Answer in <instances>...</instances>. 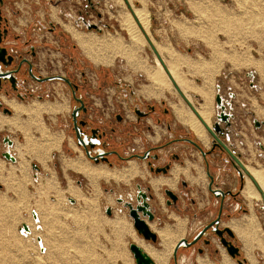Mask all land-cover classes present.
<instances>
[{"label": "crops", "instance_id": "crops-1", "mask_svg": "<svg viewBox=\"0 0 264 264\" xmlns=\"http://www.w3.org/2000/svg\"><path fill=\"white\" fill-rule=\"evenodd\" d=\"M134 2L135 1H133V3ZM136 2L141 5V2L137 0ZM157 2L158 0H156L155 3ZM147 3L148 0H146V5ZM16 7L21 10V7H19L17 3ZM29 9L30 7L26 11L21 10V15L17 16V20H19V24H17L16 27L17 30L21 32L24 31L25 33L26 29L24 39H27V35L30 37L37 36L38 41L43 42L45 46H58L60 37L44 31L47 23L41 19L40 11H35L34 14H32L33 11L31 12ZM35 15L38 16L36 17ZM56 23L62 27L65 33L67 32L71 35V39H74L76 45L81 47L86 59H89L90 62L97 65H103L105 67L110 65L109 62H112L114 59L115 52L113 53L109 50L111 53H98V50H96L92 43L93 39L91 40V33L75 31L68 23H64L65 28L62 26L63 24L59 22ZM37 24L40 25L42 30H38ZM68 27L82 34L81 36L89 41L92 48H84L81 46L77 37L74 36V32L68 29ZM113 39L119 40L117 38ZM41 48L42 50L46 49V47ZM52 57L55 62H58L57 66H59L60 61L64 60L65 54L54 52ZM186 86L188 87L187 92L189 94L190 92H195L196 97L201 99L199 103L200 106L204 102L207 104V109L210 112L209 119H211L214 106L216 108V93L214 98H212L213 96L207 94L205 89L195 87L188 83ZM47 87L54 88L59 94V98L48 102L34 100L33 102H22L3 94L0 95V102H3L12 110L11 115H5L0 111V139L4 135H9L11 137L14 141V146L10 149V152L16 158L15 162H11L1 156L6 150V147L0 140L1 250L6 246L4 244V239L8 237L9 233L14 237L16 236L15 230H17L18 236L19 233L21 235L19 231L20 227L24 224L29 226L30 221L35 223L34 225L37 223L36 229L42 232L38 235L36 241L44 257H46L53 248H58V242H63L64 245H66L67 251L69 249L72 253L77 247H80L81 250L86 247L93 248L92 244L94 243L96 244L94 247H98L101 245L100 240L103 237L104 229H109L110 223L114 222L118 216L123 217V219L128 216L127 211L118 203L119 197L127 199L126 197L129 193H135L134 181H140L141 183L150 184L153 195L158 199L157 210L159 214L157 220L154 222H148L147 220L149 227L157 235L158 248L150 245L155 249H160L164 254L163 260H165V264H170L174 248L179 241L182 239L191 240L202 226L211 222L218 215L219 207L216 198L209 191L210 180L208 179L206 171L209 170L213 180H215L214 188L219 187L223 190H231L233 192L238 188L241 179L238 177L237 169L229 162L226 153L217 152L208 157L207 161L209 168H207L203 157L197 150L193 148L186 149V147L182 145L176 146L180 148L181 152L183 150L182 154L185 155L183 165L173 163L169 177H164L162 175L154 177L148 173L145 167L135 161H129L126 166L111 168L102 163H92L87 159L82 149L78 148L76 139L73 135L70 136L68 133L69 126L67 120L72 110V103L71 94L67 86L61 83H47L46 88ZM185 97H187L188 101L191 103L187 94ZM152 98L155 99L156 97ZM181 99V101L174 100L169 103L172 109V117H174L177 123L186 127V133L195 134L190 125L180 120V117H178L175 111L176 107L178 109L183 107L184 109L192 111L182 97ZM94 101L95 104H98L100 99L94 96ZM198 108L199 106L195 109ZM184 109L183 112L186 114ZM130 113L126 111V119L128 121H133L134 119L131 117ZM183 123L186 125H183ZM152 126L153 130L151 132H143L151 145L160 142L166 137L173 136V134H169L163 126L156 124ZM235 129L236 128H234V132L232 133V139L234 141L233 147L241 155L243 163L246 164V174L250 172L248 170L249 167L263 171L264 164L259 162V159L261 157L263 158V156L259 154L256 147L260 146V148H262L261 144H247V140L245 136H243V133L237 132ZM205 133L208 138L206 143L196 134L195 135L204 145V148L209 149L210 135L207 133L206 129ZM58 140L60 141L58 142ZM135 142H140V139H136ZM254 146L256 148H254ZM64 148L71 150L74 155L67 154ZM52 157L58 159L59 164L56 163L52 165ZM80 162L90 169L102 168L103 172L108 171V177L102 174L103 176L91 178L86 175L85 172L81 170L78 171L71 166V163ZM130 163H133L137 168L136 173L126 171ZM57 164L62 172V185L59 183L58 177L56 176L57 171L54 169ZM176 171L178 172L177 176L173 174ZM71 172L83 177V184L77 181L79 188L70 184V178L75 176ZM32 178L35 187L30 185ZM250 178L249 175L244 176V185L240 193L242 195V203L246 206L248 212L239 216L223 219L220 224V226L226 227L232 232L235 237L236 245L240 248L242 258L246 261L240 263L237 259L235 260L229 256L227 250L219 241L212 238V246L217 252L216 256H210L208 254V248L204 247L203 243L199 246L191 247L190 249L181 247L177 252L179 264H187V262H191V260L194 264H264V189L258 185L255 179ZM248 179L252 181L255 192L259 194L258 198L257 196L252 199L246 198L244 191ZM181 181L187 184L189 188L187 192L188 196L190 197V201L194 203L190 208L191 213L188 212L187 208L190 202L184 197L181 198L179 210L166 206V197L163 194V190L168 188L172 191L179 192L181 190L179 187ZM104 184H113V187L107 188ZM107 208L112 209V216L105 214ZM238 208L239 203L237 201H233L229 197L225 200V213L233 214ZM24 211L27 212L28 216L26 222L23 216ZM181 211L185 212L182 213ZM33 214L37 219H35ZM246 223L249 224L246 225ZM57 227H60L62 233H57V231L54 230V228L57 229ZM44 232L46 233L44 234ZM52 232L54 233L53 235H51ZM165 234H167V236H165ZM38 239H40V241H38ZM250 239L252 241H250ZM164 240L167 242V245ZM198 248H204V254L199 255L197 251ZM24 256L25 254H23V258ZM149 256L153 258L151 255ZM10 258L9 252H7V254L4 252L0 254V262L3 264H9L8 261ZM153 260L157 264L156 259L153 258Z\"/></svg>", "mask_w": 264, "mask_h": 264}, {"label": "rangeland", "instance_id": "rangeland-1", "mask_svg": "<svg viewBox=\"0 0 264 264\" xmlns=\"http://www.w3.org/2000/svg\"><path fill=\"white\" fill-rule=\"evenodd\" d=\"M6 1L17 3L22 11H26L30 7L29 11H33L32 14L35 11H40L41 19L47 24L52 21L58 25L56 22H59L64 27V23H68L75 31L91 33L92 43L98 53L115 52V57L112 62H109L108 67L90 62L85 58L84 52L78 45L74 54L76 62H78V70L76 73L73 72L75 80L82 81V71L87 73L89 82L85 81L84 87L91 88V85L96 92L101 93L95 95L100 99V102L94 108L110 112L111 117L115 113H123L125 107L135 120L134 108L144 107L149 103L156 106L165 105V108L172 110L169 103L174 100H182L174 86L162 97L155 99L145 97L143 91L150 84L146 70L154 68L158 60L149 42L156 47L166 63V68L171 62L185 77L188 84L205 89L207 94L210 93L213 96L212 98L217 93V84L223 89V94L228 93L231 87L234 92V96L230 99L236 116L235 130L243 133L247 144H261L262 148L256 147L259 154L263 156L259 162L264 164V73L244 66L241 57L246 51H249L250 57L261 60L264 70V0H158L157 3H155L156 0H148L147 5L146 0H137L142 2L141 5L136 0H133L134 3L128 0L132 13L124 0ZM137 8H145L150 14L148 31L143 28L134 13ZM18 10L20 11V8ZM124 13H130L136 24L140 25L138 27H141L140 30L142 29L145 42L136 43L133 41L129 30L122 22ZM81 18L96 24L97 29L88 31ZM60 28L62 29V27ZM65 35L71 44L76 45L69 33L66 32ZM65 35L63 34V37ZM190 94L191 104L194 108L198 107L201 99L196 97L195 92H190ZM193 113L195 114L196 111ZM216 113L217 109L214 106L211 117L212 125ZM254 120H257L261 126L256 127ZM169 123L177 134H186V127L177 123L174 117L170 116ZM71 131L72 129L69 127L70 136L72 135ZM140 131L134 132L138 134ZM125 138L132 146L133 140L139 137ZM177 147L173 144L167 150H162L163 156L171 151L180 153L181 150ZM256 147L254 146V148ZM66 153L74 155L69 149ZM56 163L59 164V160L52 157L51 164ZM58 164L54 169H56V176L62 185L63 177ZM114 164L118 167L127 165V163ZM71 173L75 176L70 178V184L78 187L77 181L80 184L84 183L82 176ZM134 182L136 183V181ZM30 183L35 187L33 178ZM104 185L107 188L113 187V184ZM23 216L26 222L28 218L26 211L23 212ZM124 220L126 221L124 222ZM29 224L34 225L32 221ZM37 230L32 227V233L24 235L25 237L22 233L21 235L19 233L18 236L17 230H15L16 236L14 237L9 233L8 237L4 239L5 248L1 250L0 247V254L2 252L10 253L9 264H136L129 249L130 243L133 242L129 231L133 230L137 237L138 233L129 216L124 219L118 216L114 222L110 223L109 229H104L100 246L94 247L96 245L94 243L92 244L93 248L86 247L81 250L80 247H77L73 253L69 249L67 251L63 242H58V248H53L44 257L36 241L42 232ZM54 230L57 233H62L60 227L54 228ZM53 234L52 232L51 235ZM149 244L157 247V244ZM23 254H25L24 258ZM172 258L171 256L170 264H176ZM0 264L3 263L0 262ZM177 264H179L178 260ZM187 264L194 263L191 260Z\"/></svg>", "mask_w": 264, "mask_h": 264}, {"label": "flooded vegetation", "instance_id": "flooded-vegetation-1", "mask_svg": "<svg viewBox=\"0 0 264 264\" xmlns=\"http://www.w3.org/2000/svg\"><path fill=\"white\" fill-rule=\"evenodd\" d=\"M18 9L19 8L16 7L15 2L9 3L6 0H0V48L7 50L6 58L9 56L12 58L11 65L8 67H6L4 64H2V62H0V74L14 72L18 69V72L16 74L13 73V76L17 79L15 88L12 87V84L8 79L11 75H7L5 79L3 77L1 78L2 81L0 85V95L3 94L7 97L18 99L22 102H33V100L39 102H48L58 99L59 94L52 87L46 88L47 83L65 84L69 90V93L71 94V103H72L71 106L72 110L67 121V123L70 124V125L68 124V126L71 127L72 129L71 134L76 139L78 148H81L82 151L85 153L87 159L94 164L102 163L111 168V167H118V165L116 166L114 163L126 164L129 161H135L138 162L143 167H145L146 170L154 177H157L159 175H162L164 177H169L173 167L172 166L173 161H175L174 163L177 162L178 164L183 165V160L185 158V155L182 154L181 152L177 153L173 151L163 156L162 150H167L173 144L182 145L183 147H186V149L193 148L194 150H197L199 154L203 157L207 168H209L207 161L208 157L216 154L217 152L226 153L228 155L229 162L232 165H234L235 169H237L238 177L239 179H241L238 188L234 192L231 190H223L222 188L219 187L214 188L215 180H213L210 171L209 170L206 171L208 179L210 180L209 191L216 198L217 205L219 207L218 215L222 211L219 227L221 229H228L226 227L220 226L221 221L223 219L239 216L241 214H245L248 212L246 206L242 203V195L240 193L244 185V176L245 175L248 176L249 173L246 174L244 171H242L240 166L231 157L229 152L223 148V146H226L229 150L233 151L236 156H238L241 162H243L241 160V155L233 147L234 141L232 139V133L234 132V128L236 126V116L235 113L233 112L234 108H233L232 100L230 99L234 96V92L232 91L231 87L229 88L228 93L223 94V89L221 88V86L219 84H217L216 86L217 88L216 96L217 94L220 95L221 103L222 106L224 107V111L222 110L221 107H218L215 99L217 113L212 128L211 127L210 128L213 131V126L218 121L217 115L220 114L221 112H224L225 114L229 115L230 120H229V125H227L225 122L219 121L220 129L221 132H223V135L217 134L218 136L217 139L205 127L207 133L210 135L209 149H205L204 145L193 133L190 134L186 133L185 135L177 134L176 130H174L172 128V125L169 123L170 116H172V111L165 108L164 107L165 105L156 106L147 103L145 104L144 107L140 106V108L139 107L134 108L133 112L136 118L135 120H133L134 122L128 121L126 119L125 107L123 108V113L122 112L115 113L113 117H111L112 114L110 112L108 111L105 112V110L101 111L98 108H94V106H96L94 101V96L101 93L96 92L94 90L95 88L92 87L91 85H90L91 88L84 87L85 81L89 82L87 73L85 71H82L81 73V77H83L82 81L79 79L75 80V77L73 76V72L75 71L76 73V71L78 70V62H76V58L74 55L77 50V45L71 44L70 40L66 38L65 32L60 27H58V25H55L52 21L48 22L44 31L50 32L53 35L60 37V42L58 43V46H54V45L45 46L43 42L38 41L37 36L30 37L29 35H27V39H24L25 37L24 34L26 33V29L24 33V31L23 32L18 31L16 28L17 24H19V20H17V16L21 15V10L19 11ZM81 19L83 21L85 28L88 31L94 29V28L88 29L86 26V23L89 25L94 23H90L84 18ZM38 25L39 24H37V27L39 28L38 30H42L40 25L39 26ZM63 34L65 35V37H63ZM61 43H64L66 45ZM41 47H46V49L42 50ZM54 52L65 54L64 60L60 61L59 66H57L58 62L57 61L55 62L52 59L53 58L52 54ZM57 77L66 78L69 80L70 83L64 81L63 79L62 80L58 79ZM49 78H53V79H49ZM80 101L82 102L84 108L79 111L76 118V123L78 127H80V129L82 130L81 138L84 140L85 145H83V143L79 141L78 138H76L75 123H73V117H72L74 110L79 109V107L81 106ZM0 111L3 112L5 115L12 114V110H10L3 102H0ZM155 124L159 126H163V128H165L169 134H173V136L168 137L167 139L164 138L160 142L151 145L148 142L147 137L144 136L143 132L145 131L151 132L153 130L152 125ZM94 130H95V134H93ZM134 131H140V132H138L137 134ZM133 136L134 137L138 136L140 142L137 143L135 142L134 139L133 140L134 143L131 146V144L126 141L125 137L131 138ZM6 137H8V139L13 142L12 146H10L8 143L5 142L4 138ZM0 140L2 144H4V146L6 147L5 151L10 152V149L14 146V141L11 139V137L9 135H4ZM89 141L93 142L94 144L93 148L89 146L88 144ZM65 149L67 152L68 149L64 148V150ZM202 151L205 152V155H203ZM4 152L1 154L3 158H5L3 156ZM10 154L13 155L11 152ZM95 157L98 158V161H94ZM162 168H166V172L159 171L156 173L157 169H162ZM135 184H136L135 193H129L126 197L127 199H124L122 197H119V199H122L124 202L129 201L130 196L133 197L135 196V194L137 193V186L140 185L145 192H147L153 197L150 204H151V209L155 214V219L153 221H149L148 218H145V220L146 222L147 220L148 222L156 221L158 218V210H157L158 199L153 195V191L150 184L141 183L140 181H136ZM179 187L181 189L179 192H175L174 190L172 191L168 188H165L163 190V194L166 197V206L168 208L179 210L181 198L184 197L187 201L189 200L190 202L187 208L188 211L191 212L190 208L192 204L194 205V203L190 201V197L188 196L187 192L189 188L184 181L180 182ZM147 189H149V191H147ZM166 190L178 197L176 202H173L172 200H170L169 197L166 196L165 194ZM218 190H221L225 196L223 197L220 194L216 195L215 193ZM227 192H230V195H228ZM228 197L231 198L233 201H237L239 203V208L237 209L236 212L241 211L242 207H245L246 212H242L239 215H236L235 214L236 212H234L233 214L225 213L224 203ZM119 199H118V203H119ZM168 201L171 202L170 205L167 204ZM123 209L125 208L123 207ZM111 213H112V209H111ZM215 219H213L212 221H214ZM209 223H207L206 225H208ZM204 227L205 225L202 226L200 230L196 232V234L191 240H193L204 229ZM224 236L234 246H237L233 234L230 237L228 234L224 233ZM212 238L218 241L217 236L211 233V231L209 230L206 232L203 238L198 240L196 244L190 246L189 248L188 247L186 248L190 249L191 247H196L199 246L201 243H203L204 247L208 248L209 255L211 252H213L214 255H217L216 250L212 246V242H213ZM205 240L210 241V243H206ZM147 242L152 243L150 241ZM153 244L156 245L158 243L156 241V243ZM237 247L239 251L234 259L235 260L237 259L240 263L245 262L246 260L242 258L239 246ZM197 251L199 255L204 254V248H198Z\"/></svg>", "mask_w": 264, "mask_h": 264}, {"label": "water", "instance_id": "water-1", "mask_svg": "<svg viewBox=\"0 0 264 264\" xmlns=\"http://www.w3.org/2000/svg\"><path fill=\"white\" fill-rule=\"evenodd\" d=\"M125 4L127 6V8L131 11V6L128 2V0H124ZM132 13V11H131ZM86 26L88 29L94 28L96 29L97 26L95 24H87ZM149 44L152 46V51L154 52V54L156 55L157 59L160 60L164 70L166 71L167 75L170 76L173 86L174 88L180 93L181 97L183 98L184 102H186V104H188L190 106V108L195 111L194 106L188 101L187 97H184L181 89L178 88V86L176 85L175 81L173 80V78L171 77L170 74H168L166 65L164 60L161 58V56L159 55L156 47L154 45L151 44V42H149ZM0 62H2V64H4L6 67L11 65L12 62V58L9 56L6 58V54H7V50L0 48ZM18 69L14 72H8V73H1L0 74V85H1V81H2V77L5 79L7 75H11L8 79L10 80L12 87L15 88L16 87V82L17 79L13 76V73H17ZM58 79H63L64 81L69 82L68 79L66 78H60L57 77ZM49 79H53V78H49ZM81 102V101H80ZM216 104L218 105V107H221L222 110L224 111V107L222 106L221 103V97L219 94H217L216 96ZM83 104L81 102V106L79 107V109L74 110L72 117H73V123H75V131H76V138H78L79 141H81L84 144V140L81 138V134H82V130L80 129V127H78L77 123H76V118L77 115L79 113V111L81 109H83ZM7 111V110H5ZM230 116L225 114L224 112H221L220 114L217 115V119L218 121L215 123V125L213 126V131L211 129H209L208 127H206V129L217 139L218 136L217 134H222L223 132H221L220 129V122H225L227 125H229V118ZM81 123V122H80ZM255 125L257 127L261 126V124L255 120ZM93 134H95V130L93 132ZM5 142L8 143L10 146H12L13 142L11 140L8 139V137L4 138ZM89 146L91 148L94 147V144L92 141L88 142ZM224 149H226L229 154L231 155V157L235 160V162L240 166V168L242 169V171H244L246 173L245 170V164H243V162H241L238 158V156L235 155V153L231 150H229L226 146H223ZM203 155H205V152L202 151ZM3 156L11 162H15V158L13 157V155L10 154L9 151H5ZM94 161H98V158H94ZM159 171H163L166 172V168H162V169H157L156 173ZM242 175V174H241ZM212 186V185H211ZM147 191H149V189H147ZM165 194L167 197L170 198V200H172L173 202H176L177 200V196H175L173 193L169 192V191H165ZM216 195H222L223 197L225 196L224 193L221 190L216 191L215 193ZM228 195H230V192H227ZM153 197L148 194L147 192H145L140 185L137 186V193L135 194V196H130V200L127 202H124L122 199H119V203L123 205V207L127 210L128 216L129 218L132 220L133 222V227L136 229L138 236L143 238V240L146 241H150L152 243H156L157 241V235L151 230V228H149L145 218H148L149 221H153L155 219V214L151 209V204L150 202L152 201ZM170 201H168V205H170ZM105 213L109 216H112L111 213V208H107ZM221 214L222 211L219 213L218 217L212 221L211 223H209L208 225H205L204 229L191 241H187V239H182L179 241V243L176 245V247L174 248L173 251V257L175 260V263L177 264V252L179 250V248L181 247H190L194 244H196L198 242V240H200L201 238L204 237V235L206 234L207 231H211V233L215 234L218 238V241H220V243L225 247V249L227 250L229 256H231L232 258H235L236 255L238 254V247L234 246L230 241H228L226 239V237L224 236V233L228 234L230 237L232 236V233L230 230L228 229H221L219 227V222H220V218H221ZM34 216V214H33ZM35 219H37L36 216H34ZM19 231H29V228L27 226V224H24L21 229ZM38 241H40V239H38ZM206 243H210V241L205 240ZM129 249L130 252L132 253L133 259H135L136 264H156L155 261L153 260V258H151L149 256V254L143 250L138 244L132 242L129 245Z\"/></svg>", "mask_w": 264, "mask_h": 264}, {"label": "bare ground", "instance_id": "bare-ground-1", "mask_svg": "<svg viewBox=\"0 0 264 264\" xmlns=\"http://www.w3.org/2000/svg\"><path fill=\"white\" fill-rule=\"evenodd\" d=\"M130 1H133V0H130ZM134 13L138 17V19H139L141 25L143 26V28L148 31L149 30V26H150V16H149L150 14H148V11L145 8H142V9L141 8H137L136 12H134ZM122 22H123L124 26L129 30V32L131 34V38L133 39V41H135L136 43L139 42V41L145 42L144 35H143L142 31H141L142 29L140 30L141 27L140 28L138 27L140 25L136 24L133 16L130 15V13H124L123 14ZM68 29H70L72 32H74L73 34H74L75 37H77L78 42H79V44L81 46H83L84 48H86V47L92 48L91 44L89 43V41L87 39H84L83 36H81L82 34H79V32L73 31L72 28L68 27ZM96 41H97V39H96ZM249 54H250L249 51H246L243 55H241V57L243 59V65L246 66V67H252V68L256 69L258 72H260V73H264L263 65L261 63V60L259 59L260 60L259 61L257 59H254V58L250 57ZM237 67H238V65H237ZM167 70H168V74L171 75V77L175 81V83L178 86V88L181 89L184 97L187 94L189 99H191L190 98V94L187 92L188 91V87L186 86L187 85V83H186L187 81H186L185 77H183L182 74L179 73V71L176 68V66H174L171 62H169L168 66H167ZM146 74L149 77L150 86L146 87L143 92L145 93L147 98H152V97L159 98V97H162V96H164V93L166 91H168V90L170 91V88L173 87V84H172V81H171L170 77L167 75V73L165 72L162 64L158 60L156 62V65L154 66V68L146 70ZM205 75H206V73H205ZM212 75H213V73H212ZM261 76H262V74H261ZM183 109H184L183 107L179 108V109L177 107L175 108V111L178 114V117H180V120H182L183 122H185L188 125H190V127L193 129L195 134L201 140H203L206 143L208 138H207V134L205 133L204 125L206 127H208L209 129H211L210 128L211 127V119H209L210 118V112L207 109V104L204 102L203 104H201V106L199 105L198 109H195V111H196L195 115H197V116H195L194 113L191 110H187V109H184L186 111V114H184ZM183 125H186V124L183 123ZM59 141L60 140H58V142ZM53 145H54V143H53ZM81 160H83V159H81ZM86 165H87V163H86ZM71 166L74 169H77L78 171L81 170L82 172H85V174L88 175L91 178H96V176H103L102 174H104L106 177H108V171H104L103 172L102 168H100V169H92L91 168L90 169L87 166L85 167L84 164L81 163V162L80 163H73V164L71 163ZM97 170L100 171V172H98ZM136 170H137V168L135 167V165L133 163H130V165H129V167H128V169L126 171H128L130 173H136ZM249 171H250L249 174L252 177V179H255V181L258 183V185H260V187L262 189H264V170L260 171V170H257L255 168H250L249 167ZM177 173L178 172L176 171L173 174H175V176H177ZM244 194L246 195V198L248 197V199L249 198L252 199V198H254L256 196H257V198L259 197V194H257V192H255V187H254V185H253V183H252V181L250 179L247 180V186L245 188ZM252 218H254V217H252ZM119 220H120V218H119ZM125 221L126 220H124V222ZM249 223H250V221H249ZM249 223H246V225H248ZM29 226H30V229H31L32 227L36 228L37 225H30L29 224ZM252 227H254V226H252ZM130 233H131V236H132V238H133V240H134V242L136 244H139V246L143 250H145L153 258H156L157 264H165V260H163L164 259V254L162 253V251L160 249H155L149 243H146L142 239L138 238L133 230L129 231V234ZM23 235H28V234H23ZM165 236H167V234H165ZM248 239H249V235H248ZM250 241H252V240L250 239ZM164 242H165V240H164ZM165 244L167 245V242H165Z\"/></svg>", "mask_w": 264, "mask_h": 264}, {"label": "trees", "instance_id": "trees-1", "mask_svg": "<svg viewBox=\"0 0 264 264\" xmlns=\"http://www.w3.org/2000/svg\"><path fill=\"white\" fill-rule=\"evenodd\" d=\"M249 176H250V175H249ZM250 177H251V176H250ZM251 179H252V177H251ZM242 212H246L245 207H242V208H241V211L236 212L235 214H236V215H239V214H241ZM210 256H216V255H214V253L211 252V253H210Z\"/></svg>", "mask_w": 264, "mask_h": 264}, {"label": "built area", "instance_id": "built-area-1", "mask_svg": "<svg viewBox=\"0 0 264 264\" xmlns=\"http://www.w3.org/2000/svg\"><path fill=\"white\" fill-rule=\"evenodd\" d=\"M36 225H37V223H36ZM27 226H28V225H27ZM21 227H22V226H21ZM28 228H29V231H30V232H27V231H20V232L22 233V235H23V234H26V233H27V234L32 233V231H31V229H30L29 226H28ZM20 229H21V228H20Z\"/></svg>", "mask_w": 264, "mask_h": 264}]
</instances>
